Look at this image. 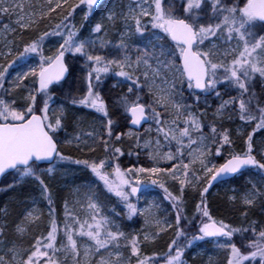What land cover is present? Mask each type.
I'll use <instances>...</instances> for the list:
<instances>
[{
  "label": "snow or ice",
  "instance_id": "snow-or-ice-1",
  "mask_svg": "<svg viewBox=\"0 0 264 264\" xmlns=\"http://www.w3.org/2000/svg\"><path fill=\"white\" fill-rule=\"evenodd\" d=\"M0 192V264H264V0H0Z\"/></svg>",
  "mask_w": 264,
  "mask_h": 264
},
{
  "label": "rangeland",
  "instance_id": "rangeland-1",
  "mask_svg": "<svg viewBox=\"0 0 264 264\" xmlns=\"http://www.w3.org/2000/svg\"><path fill=\"white\" fill-rule=\"evenodd\" d=\"M37 2H38V0H37ZM115 3H116V0H108V6L109 7L113 6ZM12 19L14 20L15 17H12ZM81 19H82V14H77L75 17L74 23H76L79 26ZM2 22L8 23L9 19L7 17H5V18H3ZM53 22H55V20ZM257 91H259V85H257ZM225 98H227V97H225ZM210 103H211L212 107L209 109V116H211L212 111L215 109V107L219 103V101H215V102L210 101ZM88 112H89V110L84 109L78 114L84 120V124L82 125V127L85 130L88 129V127L91 125L92 120L95 118L94 116L88 115ZM96 124H97V126L99 125V120L96 121ZM225 126L228 127L229 125L226 124ZM145 127H147V125ZM141 131H143V130H141ZM125 141L128 142L127 140H125ZM68 151L77 152V151H75V149H72L70 146H66L64 148L65 154H67ZM77 153L81 156V159L85 158V153H80V152H77ZM89 155H94L95 157H99V158H105V153L103 152L102 148L99 145H97V151L94 154H89ZM132 158H133L132 162H135L136 158L134 156H132ZM132 162L127 163V164H122V163L121 164L123 167H126V166H129ZM63 171L66 172V175H63L60 178L58 186L61 189H64V188L68 189V191H69V204L71 207L72 204L79 198L77 196V193H76V189L79 187V186H77V184H79L77 178L79 177L80 174H83L84 172H89V171L84 169L82 166H76V165H70ZM89 174H90V177L89 176H87V177L89 178V181H90L92 179V176H91L90 172H89ZM248 179H249L248 175L245 178H243L242 185H241L242 187H241V189L239 188L240 190H238L239 193L243 192L244 187H245ZM84 184L85 183L80 184L81 187H79V188H81V193H83L82 186ZM230 188H234V187L216 186L212 189V191H213L212 193L215 194V193H219V192H224L229 197V196H232L234 194L232 191L229 190ZM0 193H2V192H0ZM143 199L144 198L141 199V205L142 206H143ZM147 199L159 200V197L156 196L155 194H153V196L148 197ZM165 204H166V202H165ZM44 211L46 213L47 209L44 208ZM191 211L192 210L189 209V214H191ZM81 215H83V213H81ZM61 216H62V213H61ZM141 227H144L143 218H141V221L139 223L131 225L129 230L130 231L137 230V229H140ZM191 253L195 257L199 258L198 264H207L209 257H212V259L214 261H218L219 264H224L225 254L223 252L216 251L212 244H202V245L194 248L191 251Z\"/></svg>",
  "mask_w": 264,
  "mask_h": 264
},
{
  "label": "trees",
  "instance_id": "trees-1",
  "mask_svg": "<svg viewBox=\"0 0 264 264\" xmlns=\"http://www.w3.org/2000/svg\"><path fill=\"white\" fill-rule=\"evenodd\" d=\"M72 131L73 130L71 128H69L68 129V134L70 135L72 133ZM128 144H129V142L125 141V143L123 145V148H124V150L126 152L128 150ZM239 144H240V141H237V145H239ZM70 147L72 149H74L73 146H70ZM236 150H239V147H237ZM66 155H72L74 158H81V156L77 152L68 151ZM132 159H133L132 157H129V156L126 155V156L120 158V162L122 164H127V163L132 162L133 161ZM87 176L90 177L89 172H84L83 174H80L79 177L77 178L78 183H79V184H77V186L81 187L80 184L88 182L89 178ZM246 176H247V174L245 175V177ZM245 177H243V178H245ZM243 178H241V179L237 180L235 183L227 185V186L234 187L238 191L242 187L241 185H242ZM253 179H255V178H253ZM212 192L213 191L211 190V196L209 197V202L212 205V211H213L214 215H216L217 217H220L221 215H223L226 219L230 218V217H233V216H238L239 215L238 212H234L232 210V208L229 206L228 196L226 195V193L219 192V193L213 194ZM58 195L60 197L67 198L69 200V191H68L67 188L61 189L58 186ZM8 199H9V196H6L3 192L0 193V201H6ZM62 203H63L62 200H57L58 206L62 207ZM189 209L192 210L191 204H189ZM58 211H59V208H58ZM252 218L253 219H259L260 217L259 216H253ZM235 222L239 223L238 220H236ZM168 238H169L168 236H164L163 239L158 241L157 245H155V248L162 251L163 250L162 249V245L164 244V242L166 240H168ZM188 262H189V264H198L199 258L195 257L194 255H192L191 252H189V254H188Z\"/></svg>",
  "mask_w": 264,
  "mask_h": 264
},
{
  "label": "water",
  "instance_id": "water-1",
  "mask_svg": "<svg viewBox=\"0 0 264 264\" xmlns=\"http://www.w3.org/2000/svg\"><path fill=\"white\" fill-rule=\"evenodd\" d=\"M146 126V125H145ZM212 190V189H211Z\"/></svg>",
  "mask_w": 264,
  "mask_h": 264
}]
</instances>
